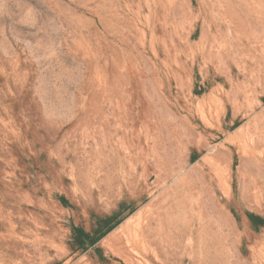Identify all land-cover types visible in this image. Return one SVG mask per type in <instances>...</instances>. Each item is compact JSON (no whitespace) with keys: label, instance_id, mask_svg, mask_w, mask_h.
Returning a JSON list of instances; mask_svg holds the SVG:
<instances>
[{"label":"rangeland","instance_id":"374dc122","mask_svg":"<svg viewBox=\"0 0 264 264\" xmlns=\"http://www.w3.org/2000/svg\"><path fill=\"white\" fill-rule=\"evenodd\" d=\"M0 264H264V0H0Z\"/></svg>","mask_w":264,"mask_h":264},{"label":"trees","instance_id":"16d2710c","mask_svg":"<svg viewBox=\"0 0 264 264\" xmlns=\"http://www.w3.org/2000/svg\"><path fill=\"white\" fill-rule=\"evenodd\" d=\"M113 216L111 217H106L104 219V224L110 223L113 220ZM113 229V228H112ZM112 229L108 228L106 233L110 232ZM73 235H74V240L78 245H81V247L84 245L85 242H89L91 245H94L97 240H90L89 241V234L83 231L82 229H73Z\"/></svg>","mask_w":264,"mask_h":264}]
</instances>
